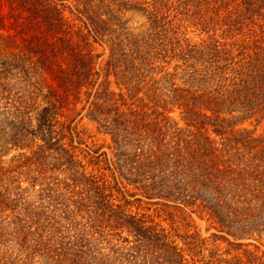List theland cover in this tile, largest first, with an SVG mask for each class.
I'll use <instances>...</instances> for the list:
<instances>
[{"label": "trees", "instance_id": "trees-1", "mask_svg": "<svg viewBox=\"0 0 264 264\" xmlns=\"http://www.w3.org/2000/svg\"><path fill=\"white\" fill-rule=\"evenodd\" d=\"M255 115L264 0H0V252L193 264L209 239L188 230L181 245L134 211L147 201L185 225L206 211L233 237L237 253L208 264H264L238 251L264 233V138L244 126Z\"/></svg>", "mask_w": 264, "mask_h": 264}, {"label": "rangeland", "instance_id": "rangeland-1", "mask_svg": "<svg viewBox=\"0 0 264 264\" xmlns=\"http://www.w3.org/2000/svg\"><path fill=\"white\" fill-rule=\"evenodd\" d=\"M128 16L134 22L138 21V23H140L143 21V18L136 12L129 13ZM196 35L197 34H192V36ZM201 36L206 37L207 34L202 33ZM259 101L260 99H258V102ZM175 115L178 119H181L179 111H177ZM244 126L251 130L249 134L255 137L264 138V120L261 121L256 115L247 120L244 123ZM89 127L92 128L93 125L89 124ZM96 139H98V145H105L102 150L108 149L107 145L110 142V138L108 136L97 134ZM89 141H91V139H89ZM14 153H16V151H12L9 155L2 157L3 161H8ZM133 205L134 211H141L149 214L150 217H153V219L170 230L174 238H176L181 245H184V240H182L178 234L183 235L188 230L190 232L197 231L202 235V237H207L209 240L207 241V244L204 246L203 250L201 249L200 253L196 255H194V252L191 253L193 256L189 255L193 264H208V261L211 260L212 255L216 257L223 256L225 258H231L237 253V250L235 249V243H233V237L226 232L220 231L216 221H214V219L211 218L210 214H208L206 211L193 213V220H191L190 225H185L180 214L175 215L176 212L169 213L170 210H167V208L162 207L161 205H151L150 202L147 201L134 202ZM214 234H217V237L220 239L216 238V241H214L212 238L210 239V237H212ZM221 236L224 238H221ZM242 241L248 243L249 245L242 247L241 250H238L241 254L245 249H248L252 253V255L249 254V256L252 258V261L256 259L257 255L262 257V261H264V233L259 231V233L255 235L254 238H246ZM3 248L4 246L2 247V252H0V264H11L9 261L11 258L17 260L19 250L13 241L6 242L5 248ZM5 252H7V256L3 257V253Z\"/></svg>", "mask_w": 264, "mask_h": 264}]
</instances>
